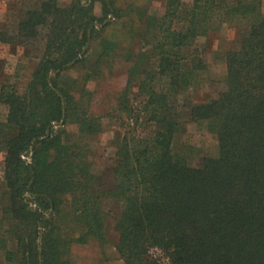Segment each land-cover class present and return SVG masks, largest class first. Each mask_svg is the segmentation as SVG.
Here are the masks:
<instances>
[{"label": "trees", "instance_id": "obj_1", "mask_svg": "<svg viewBox=\"0 0 264 264\" xmlns=\"http://www.w3.org/2000/svg\"><path fill=\"white\" fill-rule=\"evenodd\" d=\"M263 2L168 0L157 15L118 0H43L20 13L16 33L0 31L4 44L46 40L25 87L1 91L9 112L0 122V264H74V245L105 240L103 196L116 205L126 264H157L155 248L169 264H264ZM231 17L242 21L224 88L191 106L192 121L217 135L219 154L195 167L177 150L187 132L179 96L208 80L198 39ZM114 20L123 21L124 40H136L125 53L121 41L105 36ZM92 54L88 79L103 74L107 59L130 65L117 105L99 117L63 80ZM105 119L118 126L117 164L113 185L98 194L91 151L64 135L69 124L101 134Z\"/></svg>", "mask_w": 264, "mask_h": 264}, {"label": "rangeland", "instance_id": "obj_2", "mask_svg": "<svg viewBox=\"0 0 264 264\" xmlns=\"http://www.w3.org/2000/svg\"><path fill=\"white\" fill-rule=\"evenodd\" d=\"M43 0H0V31L16 33L20 13L26 9L40 5ZM67 4L70 0H60ZM168 0H118L119 6L145 8L149 12L163 15L167 8ZM192 3L193 0H184ZM264 12V2H263ZM96 14L101 15V5L97 4ZM222 16V15H221ZM220 16V17H221ZM219 17V18H220ZM241 17H231L220 26V30L213 31L210 35L200 37L198 47L205 51V59L209 65L208 80L197 89H192L179 96L180 113L186 123L185 134L178 136V152L186 155L191 165L200 167L206 156L216 157L219 154L218 137L213 133L207 122H194L191 119V106L195 103L218 96L224 88L227 74V53L239 48V27ZM123 21L114 20L107 29L105 36L111 40L121 41L120 50L127 52L131 46L136 45V40L122 38ZM46 47L45 35L35 41L19 42L18 44L0 43V122L7 119L9 108L1 102V91L4 85L25 87L44 56ZM96 56L89 55L86 65H79L63 75V80L73 84L77 97L83 107L95 117L105 116L118 103V98L127 83L129 64L122 58L107 59L103 65V74L87 78L95 68ZM105 131L98 135H84L76 124L65 127L64 140L67 143H78L89 149L92 153V162L96 179L92 190L101 194L114 183L113 167L117 164V149L114 145L116 124L108 122ZM5 153L0 151V180L3 177ZM102 220L105 224V240H92L86 245L76 244L72 248L74 264H126L121 257L117 245L120 234L115 229V215L117 208L114 201L106 196L100 201ZM157 264H169V256L165 251L153 249L151 251Z\"/></svg>", "mask_w": 264, "mask_h": 264}]
</instances>
